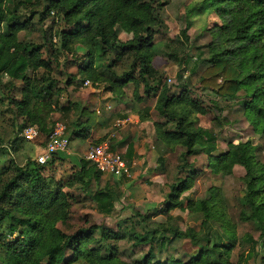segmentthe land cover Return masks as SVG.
Wrapping results in <instances>:
<instances>
[{"label": "trees", "instance_id": "trees-1", "mask_svg": "<svg viewBox=\"0 0 264 264\" xmlns=\"http://www.w3.org/2000/svg\"><path fill=\"white\" fill-rule=\"evenodd\" d=\"M11 1L13 6L8 12L7 0H0V88L12 106L11 112L22 120L18 133L27 127H36L46 135L53 130L50 113L58 108L63 92L52 75L59 66L56 54L60 52L53 41L59 39V49L71 54L78 66L79 80L71 76L68 80V84H75L74 89L88 81L92 86L103 87L122 103L123 90L128 85L134 86L138 102H142L137 94L140 85L146 96H156L154 110L167 120L154 123L158 162L163 164L165 155L180 147L183 152L178 170L186 176L169 187L165 205L159 211L166 217L165 222L135 214L118 223V231L91 226L67 235L58 224L65 226L70 221L74 197L64 189L80 184L84 192H89L91 182H99L103 175L85 159L67 157L65 153L56 156L61 161L70 159L77 168L65 183L43 175L53 161L41 165L28 160L24 166L10 161L0 170V255L6 264H248L253 257L261 258L264 264V163L258 161V148L250 141L230 143L227 151H218L216 135L197 126V116L207 115L209 107L194 99L185 86L176 95L168 85L161 84L162 75L153 67V61L157 56L154 39L163 24L162 4L157 0ZM201 4L213 9L222 25L210 30L213 42L207 46L208 58L201 59L200 53L194 63V72L200 64L206 65L200 85L218 99L230 102L232 108H239L254 134L264 139V0H204ZM51 15L61 27L44 30L42 44L20 40L21 32L34 33L36 18L40 23ZM186 30H181L172 44L185 47ZM120 33L131 38L122 42ZM81 50L83 55L78 57ZM111 51L116 56L108 65L105 60ZM166 54L178 60L176 53ZM125 65L126 70L118 75L117 69ZM4 77L9 79L6 84L2 83ZM17 81L22 83L20 88L14 84ZM15 93L20 95L19 100L13 97ZM212 103L213 108L218 106ZM77 104L61 110L73 112ZM149 111L139 113V118L145 121ZM90 114L94 113L80 109L81 116L70 131L69 142L75 138L88 140L92 128L100 129ZM83 117L84 123L80 119ZM168 122L172 129L166 128ZM66 130L65 127V135ZM17 140L23 141L18 136ZM110 148L115 151L114 145ZM198 155L206 156V167L214 175H231L236 166L245 171L239 221L254 224L259 236L257 240L245 238L247 256L241 254L236 263L231 256L238 239L235 224L226 213L222 190L212 187L204 200L181 197L193 188L199 176V170L188 162V158ZM132 156L130 145L125 157ZM91 197L101 213L110 215L120 195L113 188L104 187L91 193ZM173 209L200 213L201 235L174 225V218L169 215ZM137 227H142V232H137ZM182 236L201 240L203 248L187 262L162 259L171 243ZM122 240L132 242L131 257L120 254L117 244ZM142 247L148 248L146 253L135 251Z\"/></svg>", "mask_w": 264, "mask_h": 264}, {"label": "rangeland", "instance_id": "rangeland-1", "mask_svg": "<svg viewBox=\"0 0 264 264\" xmlns=\"http://www.w3.org/2000/svg\"><path fill=\"white\" fill-rule=\"evenodd\" d=\"M157 1L162 4L160 16L163 19V24L162 29L158 31L154 39L157 56L153 61V67L162 75L160 78L161 84L168 85L172 93L176 95L185 86L192 92L194 99L199 100L203 106L209 107L210 112L207 115L197 116V126L207 129L216 135V149L218 151H227L228 144L230 143L238 144L250 141L253 146L258 148V161L264 163V139L254 134L251 126L244 118L243 112L239 108H232L230 102L218 99L213 93L200 85V76L206 67L205 64H200L194 72V63L196 62L197 56L202 53L203 56L201 59L203 60L209 56L207 46L213 42L210 30L222 25V20L213 9L204 7L201 4L204 0ZM12 6V1L7 0L6 9L8 12L11 11ZM36 20L34 33L21 32L19 34L20 40L31 41L40 45L44 42V30L49 32L51 28H54L53 31H56L61 27V24L52 15L40 23ZM190 23L191 26H188ZM185 29H187L186 33L188 37V41L185 42V47L181 48L177 42L172 44L171 41L180 35L181 30ZM130 38L131 36L126 33H120L119 35V39L122 42ZM53 42L56 43L55 49L60 52L56 54L58 56L59 66L58 68H54L52 75L56 79L58 87L63 92L58 98V108H56L55 112L50 113V125L53 123L54 127L56 124L65 126L66 131H68L66 132V136L70 138V131L74 128L75 122L79 120L81 116L80 109L82 108L94 113L90 114L91 120L94 123L96 122L97 125H100V129L98 130L92 128L88 144H86V140L81 138H75L69 142L68 149L65 152L67 157H70V152L73 151L78 152V155L80 154L79 157L77 155L75 158L78 160L84 159L86 152L92 146L97 145L98 141L106 137L105 141H108L110 145H114L115 147L118 146L117 152L123 156L120 148H125L128 141L132 138V133L135 129L133 122H125L124 120L121 121L119 126H116V121H119L120 118L119 113L130 108L132 110L131 115L137 113L144 114L145 109L153 111L150 112L149 118H146L145 121L139 118V122H151L153 131L151 133L150 125L147 131L149 135L152 134L151 136L145 135V130L143 133L138 130L140 137L150 139L145 145L142 144L143 140L139 141L141 145L139 146L140 155L137 158L138 163L135 166L130 163V176L119 178L102 176L99 182H91L89 192H84L80 188V184H76L71 189L65 188L64 190L74 197L70 209L71 219L65 226L58 224V228L67 235L74 234L81 229H86L91 226H104L118 231V223L133 217L135 214L147 216L157 222H165L166 217L163 214H159V211L165 205L167 195L169 194V187L183 179L186 174L181 175L178 170L180 154L183 152V149L180 147L175 152L165 155L163 164L158 162L159 153L156 146L154 123H165L167 120L161 118L154 110L156 96H146L143 91V86L140 85L137 94L139 97H142V102H138L134 97V86L128 85L123 90L125 93L124 104L111 93L105 92L101 86H92L90 84L88 87L81 85L77 89H74L75 84H68V80L70 76L79 80L78 66L73 62V56L71 54H66L59 49V39H55ZM169 52L176 53L178 60L174 61L169 58L166 54ZM82 53L83 50L78 53V57H81L83 55ZM115 56L116 52L111 51L105 60L106 64H111ZM124 70H126V65L117 69L118 75L123 73ZM7 82H9V79L4 77L2 83L6 84ZM14 84L17 88L22 86V83L18 81L14 82ZM13 97L17 100L20 99V95L17 93ZM212 102H215L218 106L213 108ZM71 103H78L73 112L67 113L61 110V107L66 108ZM123 104L126 106H122ZM122 107L127 108L120 110ZM11 109L12 106L9 104L5 92L0 88V170L7 166L10 161H14L19 166L26 165L28 160L37 162L45 154L50 142V135L41 133L33 141L22 138L23 141H15V138L17 136L20 137V133L24 129L18 133V127L21 125L22 120L16 119ZM80 119L82 123L86 120L85 117ZM12 122L15 126H13ZM166 128L172 129V123L168 122ZM121 139L125 140V142L120 146L116 145L115 143ZM136 139H138L137 135ZM12 146L15 150H12ZM81 146H83L81 151H77ZM69 160L61 161L56 155L53 156L50 160L53 161V164L49 165L43 171V175L47 178L53 176L56 181L65 183L77 170ZM188 162L199 170V176L194 182L193 188L182 194L181 197L193 201L204 200L208 198L212 187L222 190L227 203L226 213L229 219L235 224V234L238 239L236 248L233 250L231 256L232 262L236 263L241 254L247 256L249 246L244 241L245 238L251 236L257 240L259 236V232L256 230L254 224L239 221L240 205L244 191L242 178L245 175V171L243 168L236 166L231 175L221 177L212 174L206 167L207 160L205 155L192 156L188 158ZM104 187L113 188L115 193L120 195V198L115 201L114 211L110 215L101 213L91 197V193ZM185 205L186 200L183 206ZM169 215L174 218V225L182 231L191 229L196 235H201L203 217L200 213H192L188 209L184 211L173 209L169 212ZM136 220H138V217H136ZM137 228V232H142V227ZM117 245L122 256H132L133 247L131 241L122 240ZM203 246L204 243L199 239L194 240L182 236L171 243L161 258L187 262ZM147 249V247H142L135 251H143L146 253ZM262 253L264 255V251ZM260 261L261 258L253 257L249 260L248 264H261ZM0 264H6L1 255Z\"/></svg>", "mask_w": 264, "mask_h": 264}, {"label": "built area", "instance_id": "built-area-1", "mask_svg": "<svg viewBox=\"0 0 264 264\" xmlns=\"http://www.w3.org/2000/svg\"><path fill=\"white\" fill-rule=\"evenodd\" d=\"M90 82H85L84 87H88ZM122 120L116 121V126L121 124ZM113 130V129H112ZM36 127H27L21 133L20 137L24 140L33 141L40 134ZM69 146V140L65 135V126L56 124L50 133V142L46 152L41 156L37 163L43 165L48 163L54 155L65 153ZM84 159L92 164L103 176L111 177H129L130 168L123 156L118 152L112 151L108 141L92 146L85 154Z\"/></svg>", "mask_w": 264, "mask_h": 264}, {"label": "crops", "instance_id": "crops-1", "mask_svg": "<svg viewBox=\"0 0 264 264\" xmlns=\"http://www.w3.org/2000/svg\"><path fill=\"white\" fill-rule=\"evenodd\" d=\"M125 104V103H124ZM122 105V106H126V105ZM127 108V107H126ZM126 108H124V107H122L120 110H124V109H126ZM153 110V109H152ZM131 112H132V110H131V108L128 110H125L124 112H121V113H119V120H124L125 122H133V127H134V129H135V131L132 133V138L128 141V143H127V145L125 146V148H120V152L123 154V156L125 157V155H126V151H127V148H128V146H130V145H133V156H132V158L131 159H128V158H126V163H127V165H128V167L129 168H131L130 167V163L131 164H133L134 166L138 163L137 162V158L139 157V155H140V153H139V146L141 145V143L139 142V141H141V140H143V145H145V143H147V142H149V139L150 138H147V139H144L143 137H140L139 135H138V130L141 132V133H143V131L145 130L146 131V133H145V135H148V136H151L152 134H150L149 135V133H148V131H147V128H148V126L150 125L151 126V133H152V131H153V127H152V124H151V122H148V121H146V122H139V114L137 113V114H135V115H131ZM150 112H153V111H149V114H150ZM136 123V124H135ZM137 132V133H136ZM98 134V133H97ZM92 135V134H91ZM136 135H137V138L138 139H136ZM91 137V136H90ZM123 142H125V140H123V139H121L120 141H117L115 144L116 145H122L123 144ZM89 143V139L88 140H86V144H88ZM115 147V146H114ZM83 148V146H81V147H79L78 149H77V151H81V149ZM117 148H118V146L117 147H115V152H117ZM87 150V149H86ZM78 152H70V155L72 156V157H76L78 154H77ZM80 155V154H79ZM79 155L77 156V157H79ZM105 177H108V176H105Z\"/></svg>", "mask_w": 264, "mask_h": 264}]
</instances>
